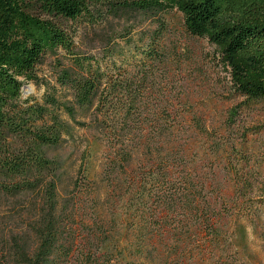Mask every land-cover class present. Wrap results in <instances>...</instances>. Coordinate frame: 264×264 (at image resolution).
Instances as JSON below:
<instances>
[{"label": "trees", "instance_id": "1", "mask_svg": "<svg viewBox=\"0 0 264 264\" xmlns=\"http://www.w3.org/2000/svg\"><path fill=\"white\" fill-rule=\"evenodd\" d=\"M170 10L215 48L237 95L264 101V0H0V264H153L151 249L206 263L219 220L213 177L196 176L193 153L207 130L161 108L171 98L167 81L163 91L155 82L168 77L160 41ZM145 20L156 29L129 62L113 47L116 26ZM47 58L54 84L37 74ZM24 82L44 88L39 101L21 98ZM74 126L99 136L100 172L92 181L81 164L60 196L53 152Z\"/></svg>", "mask_w": 264, "mask_h": 264}, {"label": "rangeland", "instance_id": "2", "mask_svg": "<svg viewBox=\"0 0 264 264\" xmlns=\"http://www.w3.org/2000/svg\"><path fill=\"white\" fill-rule=\"evenodd\" d=\"M161 20L164 28L160 47L168 55V77L159 76L155 82L163 91L162 86L167 81L171 102L161 103L160 107L199 118L207 130L206 138L195 136L199 146L193 159L198 166L196 176L213 177L208 192L216 197L215 217L219 220V230L218 243L204 264H264V101L248 100L233 91L229 74L218 61L215 48L205 39L188 35L176 10L168 11ZM122 23L116 26L119 37L114 39L113 47L127 61L139 60L137 51L156 25L150 20L133 27L131 23ZM124 33L126 38L121 39ZM52 65L53 59L47 58L37 69L41 80L50 84H54ZM27 89L29 93L25 94ZM43 92V87L24 82L21 98L32 97L39 101ZM56 95L71 101L69 94L59 88ZM61 117L72 124L65 113L61 112ZM75 118L88 121L87 114L79 111ZM187 126L182 124V130L186 131ZM205 153L209 157L203 161ZM53 154L62 163V187L67 188L65 192L59 189L60 196L69 192L70 180L83 163L89 170L90 180L98 179L102 144L95 133L74 126L72 136L65 138ZM187 197L193 205L198 200L194 192ZM157 201V196L151 198V211ZM171 222L167 220L162 225ZM163 249L170 252L166 245ZM151 252L153 264H177V257L166 255L159 259L155 249Z\"/></svg>", "mask_w": 264, "mask_h": 264}, {"label": "bare ground", "instance_id": "3", "mask_svg": "<svg viewBox=\"0 0 264 264\" xmlns=\"http://www.w3.org/2000/svg\"><path fill=\"white\" fill-rule=\"evenodd\" d=\"M28 92V89L25 91V94Z\"/></svg>", "mask_w": 264, "mask_h": 264}]
</instances>
